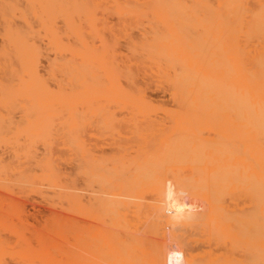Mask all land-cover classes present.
I'll list each match as a JSON object with an SVG mask.
<instances>
[{
  "label": "bare ground",
  "instance_id": "6f19581e",
  "mask_svg": "<svg viewBox=\"0 0 264 264\" xmlns=\"http://www.w3.org/2000/svg\"><path fill=\"white\" fill-rule=\"evenodd\" d=\"M0 195V264H189L197 196L264 264V0H0Z\"/></svg>",
  "mask_w": 264,
  "mask_h": 264
},
{
  "label": "rangeland",
  "instance_id": "374dc122",
  "mask_svg": "<svg viewBox=\"0 0 264 264\" xmlns=\"http://www.w3.org/2000/svg\"><path fill=\"white\" fill-rule=\"evenodd\" d=\"M151 91H152V90H151ZM151 91H150V92H151ZM153 91H155V90H153ZM153 91L150 93V95H154V96H152L153 98L157 95V93H159V95L161 94V92H159V91H156L155 93H154ZM159 95H158V96H159ZM160 96H161L160 98L163 99L162 95H160ZM156 98L159 99L157 96H156ZM207 129H209V130L206 131V130L204 129L205 132H203V131H204V130H203L202 133L205 134V135H209V136L214 135V133H213V130H214V129H213L212 131H211L212 128H207ZM225 194H226V195H225ZM30 196L33 197L32 200H31V197H30ZM222 196L225 197L226 202H224L225 200H224V198H223ZM222 196H221L220 198H222V200H223V204H224L223 206H224L225 210H224L223 206H221V208H220V206H219V208H218V212L220 211L221 215L223 214L224 216H223V215L220 216V213L217 214V215H219V216H217V215H216V216L220 218L221 223H222L223 220L226 221V222L232 220V221H230V223L227 222V223H229V224H227V223L225 222L226 225H227V228L225 227L226 225H224L225 223L223 224V225H224V229H223L224 231H226L230 226H231V231H232L233 229H234L233 231H237V230H238L237 227H239V226L241 225V221H240V219H241V217H242L241 215H243L246 211H248V212L251 211L252 209L248 208L249 210H248V209H245L246 211H245V210H244V211H241V209L239 210V208H240L239 206H238L239 208H237L238 210L236 209L235 204L239 205V204H238V201H237V197H236V196H237V194H236V190H233V191L231 192V194L228 193V192H224V194H223ZM227 196H229V197H227ZM22 197H23V198H22ZM22 197H21V200H23V201H22V204L24 203L22 206L26 209L25 215L27 214L28 210L31 211V212H29V213H34V214H31V215L28 213L29 215L24 216V218L27 217V218H26V221H27V222H28V220L30 219V221L32 222L31 225H34V224H33V219H34V218L37 219V220H41L42 218H45V216H46L47 214L49 215L48 209H46V207H47L46 203L43 202V200L40 199L38 196H35V194H33V193H29V194L24 195V196H22ZM226 197H227V198H226ZM0 198L3 199V201H5V199H6V201L8 200V199L6 198V196L4 197V195H0ZM34 198H36L34 201H36V200L38 199L37 201H38V202L40 201V203L43 202L44 205H45L46 207L44 208L43 203L40 204V203H38L37 201H36V203L34 202V203H35V204H34V203H33V199H34ZM228 198H234V199H231V200H234V201L236 200L237 202L235 201L236 203L234 204V203H233L234 201L232 202V201H230V199H228ZM25 199L29 200V202L31 201L32 203H29V202L27 203V202H26L27 200H25ZM195 200H196V202L199 204V206H197V207H198V208L200 207L199 210H197V209H198L197 207L195 208V211L197 210L198 212H199V211H200V212H201V211H202V212H205L206 209L209 208V209H207L208 211H207L206 213H207V214H208V213L210 214V212L213 213L214 210L217 209V207H218V205L216 206V208H215V206H214L215 209L213 208L212 211H210L212 207L210 208L209 204L206 203V202L204 201L203 197H201V196H197ZM220 200H221V199H220ZM222 200H221V205H222ZM228 200L231 202V205H229L230 202H229ZM41 201H42V202H41ZM227 201L229 202V204L227 203ZM20 202H21V201H20ZM225 203H226L227 205H226ZM202 204H203L204 207H201ZM204 204H205V205H204ZM219 205H220V204H219ZM237 205H236V206H237ZM25 206H26V207H25ZM33 206H34V207H33ZM205 206H206V207H205ZM226 206H227V207H230V206H231L230 208H232V210H233V212H234V213H233L234 215L231 214V213H232V211H230L231 209L228 208V209L226 210V208H227ZM232 206L235 207V209H234ZM42 207H43V208H42ZM32 209H35V210H33L34 212H32ZM45 209H46L47 211H45ZM43 210H44V211H43ZM42 211H43V212H48V213L45 215V213H43ZM225 211H226L227 213H225ZM229 211H230V212H229ZM240 211H241V212H240ZM39 212H40V214H41V212H42L43 214L40 215ZM198 212H195V214H193V213L190 214L189 216H187V218H186V217H185V218H182V219H181L177 224H175L174 226H168V227H165V226H164V227H163V231H165V232H163V235H162V237H161V238L163 239V241H164V242H165V241H169V240L172 238L171 236H173V237H175V239H174L175 242H176V241L178 242L179 240L183 239V240L179 241L178 244L183 243V241H184V243H189V242H190V244H188V247H187V248H186V244H181V246L184 245L183 248H184V250H186L185 253L187 254L188 252H190L191 256H194V255L196 254V255H195V258L198 257V258H199V259H198L199 261L202 259L201 257H202L203 255H205V257L203 256L202 262H203L204 259H206L205 261H207V260H208V261H207V262L204 261V264H206V263H207V264H210V263H211V264H216V263H214V262H212V261L209 262V260H211L209 257H212V256H213V257L217 260L218 257H217L216 255L219 256L220 254H221L220 256H225V255H226L227 257H232V258H235L234 256L237 257V256L239 255V253L242 252V250H241V246L239 245V243H237V242H238V241H237V238H236L234 235L230 234V232L226 233V232L223 231V234H224V235L219 234V233H222V232H221V231H222V230H221V228H222L221 225H220V227H218L220 223L217 224V227L215 226L216 222L213 223L214 226L211 225V224H212V220H213V218H214L213 216H211V214H210V215L208 214V215H207L208 217L206 216L207 219H205V217H204L205 215H204V214L201 215V214L199 213L200 216H199L198 218H196V217L198 216V215H197ZM218 212H217V213H218ZM222 212H224V213H222ZM235 212H236V214H235ZM242 212H244V213L242 214ZM206 213H205V214H206ZM215 213H216V211H215ZM238 213H239V214H238ZM35 214H36V217H35ZM225 214H228V215H225ZM230 214L232 215V217H234L235 215L238 214V216H239L238 218H240V219H236L235 217L231 219V215H230ZM32 215L34 216V218H33ZM48 215H47V216H48ZM194 215H195V216H194ZM213 215H214V213H213ZM28 216H29V217L32 216V218H31V217L29 218ZM38 216H39V217H38ZM214 216H215V215H214ZM227 216H228V217H227ZM240 216H241V217H240ZM209 217H211L212 219H210ZM225 217H226V220H225ZM236 217H237V216H236ZM208 218H209V220H208ZM215 218H216V217H215ZM215 218H214V219H215ZM219 218H216V220L218 221ZM27 219H28V220H27ZM35 219H34V223L36 224V223H37V222H36L37 220H35ZM190 219H191V220H190ZM197 219H198V220H197ZM202 219H203V220H202ZM221 219H222V220H221ZM233 219H234V220H233ZM235 219H236L237 222H239L240 224L237 223V222L235 221ZM184 220H185V221H184ZM196 220H197V221H196ZM30 221L28 222L29 224H30ZM191 221H192V222H191ZM193 221H194V222H193ZM213 221H214V220H213ZM197 222H198V223H197ZM202 222H203V223H202ZM235 222H236V223H235ZM191 223H192V224H191ZM196 223L199 224V225H197ZM200 223H201V224H200ZM217 223H218V222H217ZM209 224L212 226V228H213L214 230H215V228H216V232H217V230L220 231V232H217V234H219V235H221V236H218L216 233H215L214 235H212V233L214 232V230L211 229V227L209 226ZM238 224H239V225H238ZM31 225H29V226H31ZM183 225H185V226H183ZM193 225H195V226H193ZM228 226H229V227H228ZM169 227H170V228H169ZM232 227H233V228H232ZM165 228H166V229H165ZM184 228H185V229H184ZM187 228H188V229H187ZM235 228H237V229H235ZM167 229H169V230H167ZM201 229H202V230H201ZM203 230H204V231H203ZM211 230H213V232H212ZM228 230H229V229H228ZM166 231H167V232H166ZM168 231H171V232L169 233ZM180 231H181V232H180ZM229 231H230V230H229ZM204 232H205V233H204ZM210 232H212L211 235H210ZM165 233H166V234H165ZM168 233H169V234H168ZM189 233H191L192 235L189 234ZM203 233H204V235H203ZM226 234H228V235H226ZM189 235H190V236H189ZM199 235H200L202 238L198 237ZM216 235H217L218 237H222L223 239H222V238H219V239H221V240H223V241H219V243H218V239H215V238H214V237H217ZM145 236H146V235H145ZM191 236H192V237H191ZM195 236H196V237H195ZM203 236H204V237H203ZM223 236H224V237H223ZM225 236H227V237H225ZM228 236H229V237H228ZM230 236H231V237H230ZM165 237H166V239H165ZM168 237H171V238H168ZM209 237H211V238L213 237V239L216 241V242L213 241V244H212V245L214 246V248H216V250L212 249V248H213L212 245H211L212 247L210 246L209 242L212 243L211 241H212L213 239H212V240L210 239V240H211V241H210V240H209ZM233 237H234V238H233ZM167 238H168L169 240H168ZM176 238H178L179 240L176 239ZM197 238H198V239H197ZM228 238H229V239H228ZM232 238H233L234 240H233ZM193 239H195V240H193ZM231 239H232V242H231ZM172 240H173V238H172ZM186 240H188V241L190 240V241L187 242ZM200 240H201V241H200ZM202 241H203V242H202ZM224 241H225V242H224ZM191 242L193 243L192 246H194L195 249H193V247L190 246V245L192 244ZM214 242H215V243H214ZM220 242H221V245H220ZM226 242H228V243H226ZM196 243H197V244H196ZM199 243H202V245H203V243H204V244H205V247H204V245L201 247V244H199ZM232 243H234V245H233ZM206 244H208V245H206ZM198 246H199V248H198ZM206 246H207V248H206ZM230 246H231V247H230ZM190 247H192L193 250H191ZM200 247L202 248V251L199 252ZM209 247H210L211 251H210ZM189 248H190V249H189ZM203 248H205V249H203ZM235 248H236V249H235ZM198 249H199V250H198ZM206 249H207V251H208V249H209L210 254H208L209 251L207 252ZM234 249H235V251H237L236 253H237L238 255L235 253ZM237 249H239V250H237ZM194 250L196 251V253H195V254L193 253V255H192V252H193ZM197 250H198V253H200V254H202L201 252H203V251L205 250L204 252H207V253H206L207 255L204 254V252H203V255H202V256L200 255V257H199V256H197V254H198V253H197ZM213 250H214V251H213ZM226 250H227L228 252H226ZM191 251H192V252H191ZM195 251H194V252H195ZM217 251H218V252H217ZM214 252H217V253H219V254H217V253L215 254ZM234 253H235V254H234ZM186 254H185V257H186ZM190 254H187V256L190 257ZM233 254H234V256H233ZM198 255H199V254H198ZM206 257H207V258H206ZM190 258H191V257H190ZM200 258H201V259H200ZM192 259H193V257H192L191 260H190V263H191V261H192L191 264H194V262H195V264H198V263H199L198 260L195 259V261H194V259H193V260H192ZM221 259H222V258H220V260H221ZM220 260L218 259V261H220ZM193 261H194V262H193ZM196 262H198V263H196ZM200 262H201V261H200ZM190 263H189V264H190Z\"/></svg>",
  "mask_w": 264,
  "mask_h": 264
}]
</instances>
